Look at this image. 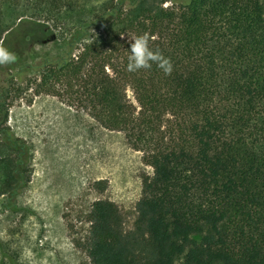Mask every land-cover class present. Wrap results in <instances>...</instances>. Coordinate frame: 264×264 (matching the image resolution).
Instances as JSON below:
<instances>
[{
  "label": "trees",
  "instance_id": "16d2710c",
  "mask_svg": "<svg viewBox=\"0 0 264 264\" xmlns=\"http://www.w3.org/2000/svg\"><path fill=\"white\" fill-rule=\"evenodd\" d=\"M145 33L170 75L127 70ZM53 39L64 56L34 51ZM0 45L16 56L0 66L8 207L32 176V148L8 125L29 88V102L51 95L123 132L152 169L131 228L93 202L82 264H264V0H0Z\"/></svg>",
  "mask_w": 264,
  "mask_h": 264
},
{
  "label": "rangeland",
  "instance_id": "374dc122",
  "mask_svg": "<svg viewBox=\"0 0 264 264\" xmlns=\"http://www.w3.org/2000/svg\"><path fill=\"white\" fill-rule=\"evenodd\" d=\"M34 51L60 58L66 48L53 39ZM31 95L26 88L9 110L8 125L32 148V176L14 208L0 197V264H82L88 260L77 245L88 235L93 202H114L131 228L143 178L152 169L123 132L103 128L54 96L29 102Z\"/></svg>",
  "mask_w": 264,
  "mask_h": 264
},
{
  "label": "clouds",
  "instance_id": "9594fccd",
  "mask_svg": "<svg viewBox=\"0 0 264 264\" xmlns=\"http://www.w3.org/2000/svg\"><path fill=\"white\" fill-rule=\"evenodd\" d=\"M123 39V36H121ZM154 39L149 34L134 36L129 43V56L127 70L136 72L141 69H150L155 63L166 75H170L173 66L169 58L164 57L159 51H153L149 47V40ZM16 60L14 53L0 45V66H7Z\"/></svg>",
  "mask_w": 264,
  "mask_h": 264
}]
</instances>
